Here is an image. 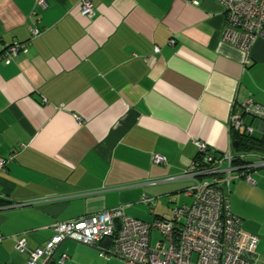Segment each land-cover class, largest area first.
Masks as SVG:
<instances>
[{
	"label": "crops",
	"instance_id": "obj_1",
	"mask_svg": "<svg viewBox=\"0 0 264 264\" xmlns=\"http://www.w3.org/2000/svg\"><path fill=\"white\" fill-rule=\"evenodd\" d=\"M46 1L0 0V156L13 154L0 171V264H26L15 237L43 245L55 221L120 204L150 221L190 204L183 171L200 154L196 140L264 153L238 140H264V121L240 104L264 105V38L247 50L223 40L219 0H91L92 16L80 0ZM14 40L28 48L5 62ZM236 111L251 132L232 125ZM250 172L255 182L234 178L228 198L259 236L252 264H264V166ZM65 240L55 253L64 264H132L100 254L110 236Z\"/></svg>",
	"mask_w": 264,
	"mask_h": 264
},
{
	"label": "built area",
	"instance_id": "obj_2",
	"mask_svg": "<svg viewBox=\"0 0 264 264\" xmlns=\"http://www.w3.org/2000/svg\"><path fill=\"white\" fill-rule=\"evenodd\" d=\"M35 3L40 7L47 5L46 0ZM219 3L225 15L223 40L247 50L256 37L264 38V0H219ZM80 12L92 16L95 13L92 1L80 0ZM30 33L34 36L39 29L33 26ZM27 48V41L14 40L3 46L1 57L9 62ZM240 104L242 112L264 121L263 104L251 97ZM242 112L233 113L232 125L242 133L251 132L252 126L243 123ZM196 143L200 154L183 171V175L191 178L185 188L192 197L190 204L174 206L168 216L150 221L128 215L121 204L55 221L51 225L53 233L43 245L32 248L24 236L15 237L16 248L27 252L26 264H39L40 257L48 255L65 237L97 245L108 236L112 237L111 246L100 254H119L132 264H247L249 258L258 259L259 236L242 227V218L230 208L228 194L230 183L238 176L255 182L250 171L264 166V153L251 149L213 152L206 142L196 140ZM12 157L13 154L0 156V171ZM153 159L164 162L165 156L155 153ZM150 200L147 196L143 199ZM153 232L158 234L155 239ZM65 256L64 253L62 258Z\"/></svg>",
	"mask_w": 264,
	"mask_h": 264
},
{
	"label": "trees",
	"instance_id": "obj_3",
	"mask_svg": "<svg viewBox=\"0 0 264 264\" xmlns=\"http://www.w3.org/2000/svg\"><path fill=\"white\" fill-rule=\"evenodd\" d=\"M243 135V136H242ZM239 140V147L243 144L245 149L250 148H264V140L261 138H255L250 134H242Z\"/></svg>",
	"mask_w": 264,
	"mask_h": 264
},
{
	"label": "water",
	"instance_id": "obj_4",
	"mask_svg": "<svg viewBox=\"0 0 264 264\" xmlns=\"http://www.w3.org/2000/svg\"><path fill=\"white\" fill-rule=\"evenodd\" d=\"M233 143L236 146L237 140H235ZM65 239H70V237H65L61 241H59L57 243V245L52 249V251L46 256V258L41 263L39 262V264H64V262H65L64 259L59 260L56 257L55 253H56V250L58 249L60 243ZM253 261L254 260L252 258H249L247 264H252Z\"/></svg>",
	"mask_w": 264,
	"mask_h": 264
},
{
	"label": "rangeland",
	"instance_id": "obj_5",
	"mask_svg": "<svg viewBox=\"0 0 264 264\" xmlns=\"http://www.w3.org/2000/svg\"><path fill=\"white\" fill-rule=\"evenodd\" d=\"M67 240H69V239H66L65 241H67ZM57 252V251H56Z\"/></svg>",
	"mask_w": 264,
	"mask_h": 264
}]
</instances>
